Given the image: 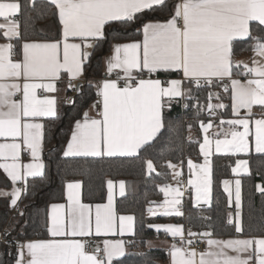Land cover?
Masks as SVG:
<instances>
[{
    "label": "snow or ice",
    "instance_id": "obj_1",
    "mask_svg": "<svg viewBox=\"0 0 264 264\" xmlns=\"http://www.w3.org/2000/svg\"><path fill=\"white\" fill-rule=\"evenodd\" d=\"M156 11H166V18H145L146 12ZM48 15L58 22L55 35L35 27ZM253 22L264 32V0H39V6L38 0H0V170L13 185L0 196L17 207L29 178H44L43 121L59 117L57 84L67 78L68 89L79 92L86 65L119 25L139 38L111 46L105 78L90 85L97 99L74 118L62 156L137 157L165 128L164 109L195 99L197 116L207 110L213 118L199 121L203 163L187 161L191 176L185 182L177 165L168 162L176 186L158 185L164 199L147 211L153 217H182L185 183L195 190L197 205H210L214 155L264 158V36L252 35ZM245 38L259 57L251 66L233 61L234 41ZM161 74L180 78L161 80ZM216 87L229 93L230 119L222 118L228 106L220 93L208 91ZM194 90L207 92L203 105ZM254 107H259L258 117ZM24 153L30 157L27 163ZM145 167L149 175L156 172L152 160ZM231 172L234 179L222 183L229 207L236 209L227 222L238 236L217 239L212 232L186 231L181 224H149L172 238L169 264H264V224L259 236L239 238L244 235L242 177L252 175L249 159H236ZM106 185V202L92 204L82 200V181L66 182L65 202L52 203L46 213L48 238L17 243L15 264H112L125 255L123 239H104L102 246L87 249V238L135 235V216L116 210V182L109 179ZM255 189L264 195V184ZM125 194V182L119 181V196ZM198 243L205 244L204 250L195 247Z\"/></svg>",
    "mask_w": 264,
    "mask_h": 264
},
{
    "label": "trees",
    "instance_id": "obj_2",
    "mask_svg": "<svg viewBox=\"0 0 264 264\" xmlns=\"http://www.w3.org/2000/svg\"><path fill=\"white\" fill-rule=\"evenodd\" d=\"M175 2V0H170ZM39 6V0H38ZM35 15V14H33ZM167 12H146L145 18H166ZM37 30L42 29L45 35H55L58 22L55 17L48 15L45 19L35 22ZM118 31H111L107 41L98 49L91 61L86 65L87 80L80 84L81 90L73 100L75 104L67 103L66 96L59 101V117L47 118L45 123L44 139V178H29L27 191L23 194L18 205L19 214L12 215L7 200L0 201V230L6 228L9 237L14 241L26 239L48 238L45 229L46 213L52 203L64 201V188L68 181H82V197L85 202L97 203L106 200V181L123 180L126 184V194L118 197L116 208L118 213L133 214L135 216V235L128 252L121 258L113 260L112 264H169V254L166 248H148V240L161 232L148 228L149 224L158 222H183L191 230L212 232L216 237L238 235L232 225L228 224V214L232 208L228 205L227 194L223 191L222 181L232 177L231 167L235 165L238 156L213 157V185L212 201L207 207L196 208L190 202H185L182 217H165L147 215V207L153 201H159L163 194L158 185L169 183L171 170L168 162L185 163L192 158L200 161L199 143L203 135L199 127L200 120L213 119L207 110L197 116L196 100H182L174 103L171 109H164L165 128L157 139L142 150L137 157H104V158H64L62 152L70 137L74 118L82 114L97 99L93 80L104 76V58L111 52V46L116 42H127L139 38L133 29H123L116 25ZM253 36H264L256 27L251 26ZM118 37V39H113ZM39 38V37H38ZM250 38L234 41L233 61L240 57H250L252 50L249 45ZM171 74L170 76H175ZM92 80V81H91ZM222 96V102L228 107L223 112V119L232 117L229 93L222 87L209 89ZM193 97H199L200 105L206 102L207 92L194 90ZM213 103L217 101L213 100ZM189 104L188 108L184 104ZM218 122V120L216 121ZM249 159L251 177H242V223L244 236H258L261 234L260 226L264 224V195L255 189L257 183L264 184V158L252 154ZM152 160L156 172L148 174L145 161ZM0 170V176L2 175ZM4 176V175H3ZM6 177L4 178L5 181ZM0 178V187L9 186ZM24 214L21 216L20 213ZM15 255L8 247L0 243V264H15Z\"/></svg>",
    "mask_w": 264,
    "mask_h": 264
},
{
    "label": "crops",
    "instance_id": "obj_3",
    "mask_svg": "<svg viewBox=\"0 0 264 264\" xmlns=\"http://www.w3.org/2000/svg\"><path fill=\"white\" fill-rule=\"evenodd\" d=\"M2 42H4V41H3V40H0V43H2ZM127 42H130V41H127ZM119 43H121V42H119ZM123 43H126V42H123ZM110 55H111V52H110L109 54H107V55L105 56V58H104V65H103L104 76L101 77V78H99V79H95V80H93V82H94L95 84H96L98 81H101L103 78H105V71H106L105 59H106V57H108V56H110ZM253 59H259V57H256L255 54H254V52L252 51L250 57H249V56H248V57H240V58L237 60V62L248 63V64L251 66V62L253 61ZM159 78H160L161 80H168V79H178V78H180V77H179L178 75L170 76L169 74H161ZM237 78H240V77H237ZM86 80H87V78H86V75H85V77H84L83 79L79 80L77 83L82 84V83H84ZM91 81H92V80H91ZM57 86H58V88H59V92L56 93L55 95L58 96L59 101H60V99L63 98L64 96L67 97L68 93L70 92V90L68 89V86H67V78H65L64 80L58 82ZM92 104H93V103H92ZM92 104H91V105H92ZM91 105H90V106H91ZM90 106L88 107L87 110H90ZM244 111H245V110H243V109L241 110V115L244 114ZM253 111L256 113L257 117L260 115L259 107H254ZM91 114H92V115H95V112H91ZM163 115H164V112H163ZM230 118H232V117H230ZM230 118H228V119H230ZM43 122H44V121H43ZM217 123H218V122H217ZM202 135H203V134H202ZM69 138H70V137H69ZM0 142H4L3 138H0ZM202 142H203V139H202ZM202 142H201V143H202ZM65 147H66V146H65ZM43 155H44V146H43V152H42V160H43V162H44V157H43ZM217 155H218V154H217ZM201 156H202V155H201ZM214 156H216V155H214ZM214 156H213V157H214ZM213 157H212V160H213ZM238 158H239V159H248L247 156H245L244 154H240V155L238 156ZM22 159H23V162H24V163H27V162H29L30 157L28 156L27 153H24L23 156H22ZM189 159H191V160L193 161V163H197V164H202V163H203V156H202V159H201L200 161H196V160H194V159H192V158H189ZM189 159H187L185 163H176L177 166H179V169H177V170L182 172L183 177L186 179V181H187V180L190 178V176H191V173H190V170H189V168H188V164H187V161H188ZM249 167H250V165H249ZM170 170H171V169H170ZM1 171H2V170H1ZM2 173H3V171H2ZM171 173H172V170H171ZM3 175H4V176H3ZM5 177H6V176H5L4 173L0 176V178H1L3 181H4V178H5ZM226 179H230V180H231V179H234L233 174H232V177H229V178H226ZM224 180H225V179H224ZM6 181L8 182V185H9V186H1V187H0V191L11 192L13 185H12L11 181L8 180L7 178L5 179L4 182H6ZM73 181H75V180H73ZM114 182H116L115 191H116V200H117V198L120 197V196H119V181H114ZM168 184H170V185H172V186H176V181L172 178V174H171L170 182H169ZM125 185H126V184H125ZM18 186H19V185H18ZM190 189H191V192H192L191 195H190L189 197H185V196H183V198H182V203L185 204V202H190V203L193 205V207H196V208H202V207H207V206H209V205L203 204V201H201L200 204L197 205L196 200H195V190L192 189V188H190ZM23 194H24V193H23ZM23 194H22V196H23ZM226 194H227V193H226ZM241 195H242V189H241ZM227 197H228V196H227ZM21 198H22V197H21ZM163 199H164V196H163V198H162L161 200H159V201H153V202H151V203L148 205L147 209H148L149 207H155L157 204L161 203V202L163 201ZM4 200H7V205L9 206V208H10L12 211H14L15 209H18V206H17V207H12V206H11V204H10V198H9V197L0 196V201L4 202ZM82 200H83V197H82ZM20 201H21V199H20ZM20 201L18 202V205H19ZM211 201H212V193H211ZM64 202H65V201H61V202H57V203H64ZM83 202H85V201L83 200ZM105 202H106V200L103 201V202H97V203H105ZM85 203H89V202H85ZM92 204H95V203H92ZM115 204H116V201H115ZM210 204H211V203H210ZM1 206H2V205L0 204V209H1ZM231 208H232V214H233V217H234V214H235V211H236L234 204L231 206ZM116 210H117V208H116ZM182 211H183V210H182ZM240 211H241V219H242V200H241V209H240ZM117 212H118V211H117ZM183 212H184V211H183ZM118 214H120V213H118ZM121 214H122V213H121ZM124 215H133V214H124ZM147 215L150 216V217H153V216H151V215L148 213V211H147ZM133 216H134V215H133ZM157 216H162V215H157ZM154 224H181V225L184 226V228L186 229V231H187L188 229H190V228H189L188 226H186L183 222H180V223H178V222H158V223H154ZM191 231H192V232H195V233H201V232H197V231H193V230H191ZM206 231H207V230H206ZM160 232H161L162 234H158L156 237H154V238H152V239H150V240L147 241L146 246H147L148 248H166V249H169L170 245L173 243L172 238H171L170 236H168L167 234H165L163 231H160ZM202 232H204V231H202ZM237 236H238V235H235V236H226V237H216V236H214V238H217V239H229V238H234V237H237ZM258 236H259V235H258ZM133 237H134V236H129V235H125V236H123V237L117 235V236H110V237H92L91 239L94 240L95 245L99 243V244H101V246H102V241H103L104 239H113V240L123 239V240L125 241V254H126V253L128 252V250H129V247H130V244H129V245L126 244V241H127V240H130V241L132 242ZM246 237H250V236H244V235H243L242 237H239V238H246ZM87 239H90V238H87ZM29 240H35V239H26V240H24V242L29 241ZM149 242H150V243H149ZM203 250H204V249H203ZM200 251H202V250H200ZM123 256H124V255H123ZM123 256H121V257H123ZM121 257H118V258H121ZM118 258H114V260H115V259H118Z\"/></svg>",
    "mask_w": 264,
    "mask_h": 264
},
{
    "label": "built area",
    "instance_id": "obj_4",
    "mask_svg": "<svg viewBox=\"0 0 264 264\" xmlns=\"http://www.w3.org/2000/svg\"><path fill=\"white\" fill-rule=\"evenodd\" d=\"M77 93V91H72V90H70V92L68 93V95H67V97H66V100L67 101H71V100H73V97H74V95ZM183 180L186 182V179L183 177ZM184 187H185V192H184V196L185 197H189L190 195H191V189H190V187H187V185H186V183H185V185H184ZM184 203H182V210H184ZM19 214V210L18 209H15L13 212H12V215H18ZM5 230H6V228L4 227V228H2L1 230H0V243L1 244H3V245H5V246H7L8 247V249H9V251H11V252H13L14 253V255L16 256V254H17V248H16V245H17V243H23L24 242V240H19V241H14V240H12L10 237H9V235H7V237L5 236ZM131 243V241L130 240H127L126 241V244H130ZM96 245H95V242H94V240L93 239H88V244H87V249H88V251H92L93 250V248L95 247ZM195 247H197V249L198 250H203L204 248H205V244L204 243H198L197 245H195Z\"/></svg>",
    "mask_w": 264,
    "mask_h": 264
},
{
    "label": "rangeland",
    "instance_id": "obj_5",
    "mask_svg": "<svg viewBox=\"0 0 264 264\" xmlns=\"http://www.w3.org/2000/svg\"><path fill=\"white\" fill-rule=\"evenodd\" d=\"M172 164L177 165L176 163H172ZM177 169H179V166H177ZM119 181H123V180H119ZM0 204H1V203H0Z\"/></svg>",
    "mask_w": 264,
    "mask_h": 264
}]
</instances>
